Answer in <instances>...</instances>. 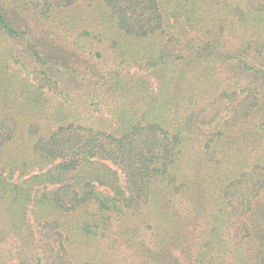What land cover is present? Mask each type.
I'll return each mask as SVG.
<instances>
[{"label": "trees", "instance_id": "obj_1", "mask_svg": "<svg viewBox=\"0 0 264 264\" xmlns=\"http://www.w3.org/2000/svg\"><path fill=\"white\" fill-rule=\"evenodd\" d=\"M0 264H264V0H0Z\"/></svg>", "mask_w": 264, "mask_h": 264}]
</instances>
